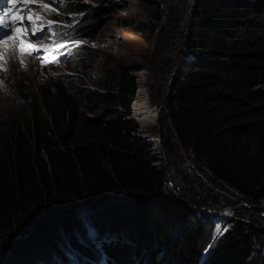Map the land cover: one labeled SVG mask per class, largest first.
Instances as JSON below:
<instances>
[{"label":"trees","instance_id":"16d2710c","mask_svg":"<svg viewBox=\"0 0 264 264\" xmlns=\"http://www.w3.org/2000/svg\"><path fill=\"white\" fill-rule=\"evenodd\" d=\"M160 5L148 0L149 28L131 19L118 26L155 37ZM84 8L77 0L73 9ZM63 33L90 40L92 24L78 18ZM181 43L186 60L161 99L156 154L125 119L136 85L120 72L102 83L109 91L58 87L43 97L49 122L37 114L26 133H12L0 115V264H258L264 215L251 206L238 207L204 261L197 255L214 227L200 209L264 203V0H194ZM74 50L77 66L91 63L85 46ZM85 99L106 118H80ZM117 206L130 217L116 216ZM88 227L104 233L111 259L78 238ZM120 229L122 248L109 238ZM143 233L172 249L145 257Z\"/></svg>","mask_w":264,"mask_h":264},{"label":"rangeland","instance_id":"374dc122","mask_svg":"<svg viewBox=\"0 0 264 264\" xmlns=\"http://www.w3.org/2000/svg\"><path fill=\"white\" fill-rule=\"evenodd\" d=\"M76 2L77 0H57L52 3V8H55L56 12L47 11L45 16L50 20H56L62 28H66L77 18H83V22L92 24L93 36L90 40L72 38L67 40L68 43L73 41L75 46H85L91 52V63L77 66L78 54L73 52L67 61L47 68H39L34 64L31 57L14 60L12 48L9 47L2 62H0V82H2L0 83V115L8 118V129L12 133L17 131L26 133L25 123L30 118H37V114L42 115L45 121L49 122L48 113L42 107L43 97H49L58 87L65 89L66 83H70L68 84L70 86L81 87L86 85L92 91H109L106 86L103 88L102 83L108 85L110 83L109 75L112 72H120L122 77L134 81L136 85L134 100L129 103L125 119H130L136 125L137 130L142 133L138 134L140 137L152 143V153L156 154L160 146L158 136L155 133L161 99L169 88V81L186 60L180 55L181 32L192 12L194 0H159L164 18L162 17L156 24L158 25V33L152 38L142 37L134 31L118 26L120 20L131 19L140 26L149 28L152 23L149 9L153 8L148 6V0H80V3L85 7L84 10H74ZM179 9L181 12L185 11L183 15L179 14ZM170 13H173V16L171 20H168L167 15ZM159 29L162 31L159 32ZM21 60H23L24 66H21ZM64 75L69 76V82L65 80ZM135 103L142 104V111L134 110ZM92 107V103L85 99L81 105L76 106V110L82 119L106 118L102 111H94ZM89 108L92 109L89 110ZM119 200L122 203L125 201L121 198ZM243 203L240 202L233 207L227 206L224 209H200L201 212L205 211V213L213 215L210 218L214 221V227L206 229L204 241L199 247L201 251L197 258H202L201 261L205 260L208 251L216 245L220 236L231 227L230 221L227 220L233 217L238 207L244 206L241 205ZM261 205L264 207V203ZM133 208L139 207L134 205ZM122 209L125 210V208L117 206L113 212L116 216L122 217L123 220L128 219L127 217L130 216H126V212ZM90 211L92 209L84 213ZM261 213L264 215V211ZM80 214L82 216L83 212ZM89 221L88 218L85 219L87 225H90ZM161 229L160 224L158 228L155 225V232H159ZM92 230L90 227L86 228L87 235L82 234L81 236L79 233L78 238L83 239L84 236H87L93 245L100 246L99 243H102L104 233L94 234ZM113 234H117V236H112ZM127 234L120 229L116 233L113 232L112 235L110 233L109 238L115 239L114 246L122 248L125 240L121 239V241L120 236ZM43 237L45 236L42 235L39 238ZM140 238L144 240L143 243L146 241L147 244L145 257L148 254L149 257L151 254L153 255V250L156 247L161 249L162 254L164 251L172 249V242L165 243L164 241L162 244H157L153 239H148L144 233L140 234ZM134 247H136L135 244ZM254 248L258 250L259 246L256 245ZM254 254L257 257V263L264 264V247L258 253L254 251ZM173 259L174 256L171 261ZM56 261L52 258L47 262L43 261V264L50 262L57 264Z\"/></svg>","mask_w":264,"mask_h":264},{"label":"snow or ice","instance_id":"6c2138e0","mask_svg":"<svg viewBox=\"0 0 264 264\" xmlns=\"http://www.w3.org/2000/svg\"><path fill=\"white\" fill-rule=\"evenodd\" d=\"M23 3L24 5H32V4H37L38 7L46 10V11H51V12H56L55 8L50 7L46 3L39 2V0H7L8 5L11 7H7L4 9L2 13H0V26L8 27L9 23L11 25H15L17 22L23 23L24 22V17L22 15H15L11 21L6 19L9 17V15L13 12V8L16 7L19 3ZM27 20L30 24L36 25L37 22H40V26L34 27L32 31V35H36L38 32L43 31V18L38 15V14H32L27 17ZM55 24V21H47V25L49 28H51ZM14 36H7L4 40H0V45H6L7 41L9 40H14V39H19L20 40V52L21 54H32L33 52L40 51L41 48L37 47L35 44L31 43H25L21 37L26 34V30L20 29V28H13ZM54 35V34H53ZM62 47V45H57V48ZM43 50L45 52H51L52 49L44 45ZM0 59H3V54L0 53ZM47 62V61H44ZM21 66H24L23 60H21ZM2 83V82H0Z\"/></svg>","mask_w":264,"mask_h":264},{"label":"water","instance_id":"95a60500","mask_svg":"<svg viewBox=\"0 0 264 264\" xmlns=\"http://www.w3.org/2000/svg\"><path fill=\"white\" fill-rule=\"evenodd\" d=\"M241 205H244V206H247V207L251 206V207L256 208V209H258L260 211H264V207L261 204L260 205H256V204H245V203H243Z\"/></svg>","mask_w":264,"mask_h":264},{"label":"bare ground","instance_id":"6f19581e","mask_svg":"<svg viewBox=\"0 0 264 264\" xmlns=\"http://www.w3.org/2000/svg\"><path fill=\"white\" fill-rule=\"evenodd\" d=\"M23 57H28V56H21V58H23ZM141 105H142V104L135 103V104H134V110H136L137 112H138V111H142V110H141V109H142V108H141V107H142ZM158 140H159V138H158ZM159 142H160V141H159Z\"/></svg>","mask_w":264,"mask_h":264},{"label":"clouds","instance_id":"9594fccd","mask_svg":"<svg viewBox=\"0 0 264 264\" xmlns=\"http://www.w3.org/2000/svg\"><path fill=\"white\" fill-rule=\"evenodd\" d=\"M57 1V0H56Z\"/></svg>","mask_w":264,"mask_h":264}]
</instances>
